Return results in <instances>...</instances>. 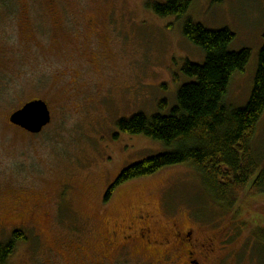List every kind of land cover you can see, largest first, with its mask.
<instances>
[{
	"label": "rangeland",
	"instance_id": "obj_1",
	"mask_svg": "<svg viewBox=\"0 0 264 264\" xmlns=\"http://www.w3.org/2000/svg\"><path fill=\"white\" fill-rule=\"evenodd\" d=\"M190 1L189 19L211 30L228 28L230 50H250L225 97L228 106H245L264 42V0ZM146 3L0 0V243L14 230L26 236L3 264L91 262L107 220L121 222L137 210L189 220L199 231H222L213 264H264L257 236L264 229V196L249 187L224 210L191 166L177 165L122 183L104 199L123 168L170 149L119 132L117 122L141 112L168 114L189 81L183 62L204 60L184 38L182 19L157 17ZM107 16L105 47L92 48L111 58L93 68L76 49L83 34L92 35L83 31L86 21ZM35 99L47 103L51 121L30 134L9 118ZM254 137L264 168V113Z\"/></svg>",
	"mask_w": 264,
	"mask_h": 264
},
{
	"label": "trees",
	"instance_id": "obj_2",
	"mask_svg": "<svg viewBox=\"0 0 264 264\" xmlns=\"http://www.w3.org/2000/svg\"><path fill=\"white\" fill-rule=\"evenodd\" d=\"M190 3L147 0L145 4L157 17L182 19L184 38L203 51L204 60L183 62L182 73L189 81L177 91L176 104L168 114L147 116L141 112L117 122L119 132L145 136L170 149L123 168L108 187L105 201L118 185L177 165L191 166L213 194L215 204L224 210H231L247 187L252 195L264 196V168H260L253 148L257 124L264 113V42L246 105H226L229 81L235 71L247 65L250 50H230L234 35L228 28L211 30L189 19L186 13ZM257 236L264 245V229L259 228ZM25 240L23 231L14 230L0 243V264L14 253L18 241Z\"/></svg>",
	"mask_w": 264,
	"mask_h": 264
},
{
	"label": "flooded vegetation",
	"instance_id": "obj_3",
	"mask_svg": "<svg viewBox=\"0 0 264 264\" xmlns=\"http://www.w3.org/2000/svg\"><path fill=\"white\" fill-rule=\"evenodd\" d=\"M98 19L86 21L83 31L87 28L92 35L86 37L83 34L76 53L80 50L81 58L88 66L101 69L100 65L105 67L111 57L107 51L97 53L92 45L104 49L103 31L109 24V16ZM221 233L199 231L189 220L174 217L163 220L147 210H137L131 218L121 222L107 220L97 241L98 250L93 251V260L75 264H204V261L213 264L216 248L223 242Z\"/></svg>",
	"mask_w": 264,
	"mask_h": 264
},
{
	"label": "water",
	"instance_id": "obj_4",
	"mask_svg": "<svg viewBox=\"0 0 264 264\" xmlns=\"http://www.w3.org/2000/svg\"><path fill=\"white\" fill-rule=\"evenodd\" d=\"M10 122L28 133H39L51 120V113L46 102L35 99L24 104L10 114Z\"/></svg>",
	"mask_w": 264,
	"mask_h": 264
}]
</instances>
